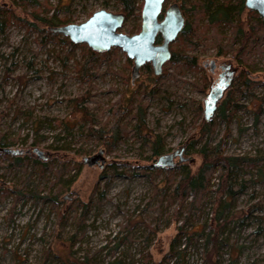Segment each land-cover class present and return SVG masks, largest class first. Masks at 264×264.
I'll use <instances>...</instances> for the list:
<instances>
[{
  "label": "rangeland",
  "instance_id": "obj_1",
  "mask_svg": "<svg viewBox=\"0 0 264 264\" xmlns=\"http://www.w3.org/2000/svg\"><path fill=\"white\" fill-rule=\"evenodd\" d=\"M142 1H135L140 10ZM173 3L192 27L188 39L177 37L170 50L193 63L168 60L159 75L145 63L132 81V60L127 63L119 48L90 59L87 45L70 46L41 21L79 24L101 9L120 13L121 1L0 0L6 19L0 33V133L12 141L7 148L23 151L0 154V264H151L166 256L170 241L179 255L165 264H264V28L257 30L263 34L260 44L246 52V68L253 72L245 76L235 52L212 41L216 28L225 44L233 27L219 22L213 29L207 13L192 9L200 6L195 0H165L161 12ZM246 12H239L244 29ZM136 14L134 9L118 31L138 32ZM247 41L238 39L234 47ZM210 61L214 72L204 67ZM226 62L238 66L237 72L205 120L210 134L202 135L203 100ZM139 106L144 134L161 137V154L189 142L183 156L194 162L181 163L192 172L202 148L247 159L229 193L215 165L203 193L180 205L162 196L165 182L179 177L180 163L176 158L174 168L153 167L158 156L152 155L149 138L144 141L132 129ZM117 124L123 127L117 139L90 134ZM100 150L103 164L83 162ZM224 220L221 231L213 232L211 225ZM215 234L209 262L203 244L210 236L208 249L214 246Z\"/></svg>",
  "mask_w": 264,
  "mask_h": 264
},
{
  "label": "trees",
  "instance_id": "obj_2",
  "mask_svg": "<svg viewBox=\"0 0 264 264\" xmlns=\"http://www.w3.org/2000/svg\"><path fill=\"white\" fill-rule=\"evenodd\" d=\"M122 2V8L121 13L125 14V18L129 17V15L132 13L134 9L137 10V13H140V6L135 5L136 0H119ZM196 8H192L196 12L201 13H207L209 24L212 26V28H215V25L219 22L227 23L228 25H231L233 27L234 34L230 38L228 42L225 44H222L219 39L221 35L217 33L216 28L214 29V33L212 34V41L213 44L218 47V49H222L223 51L227 50H233L235 52L234 57L237 59V62L239 63V66L244 65L243 75L246 76L249 73L253 72L250 69H247L248 62L246 61V52L253 48V50L256 49V47L260 44L261 39L263 37L262 33H257V30H261V28H264V21L261 19V17L258 15L257 12L253 10H247V16H249V26L247 29H244L242 27V22L239 19V12H242L244 7V0H234V4H232L231 0H195ZM182 11V7H180ZM183 13V11H182ZM163 12H161L160 15H162ZM236 14L238 18L234 20L233 15ZM139 14H136V17ZM184 15V14H183ZM140 16V15H139ZM138 16V17H139ZM5 17L2 13V10L0 9V33L3 32L4 25H5ZM42 23L47 27L49 30L51 27L66 25L69 22L68 21H61V22H54L53 18H41ZM236 22V23H235ZM190 27L192 25L188 22V20L185 19V24L182 28V31L178 35V39L180 41H186L188 39L187 34L190 31ZM135 30H139V25L137 24L135 26ZM53 35H57L58 33H53ZM193 35H196L194 33ZM247 38V42H243L241 47H234V43L240 39ZM161 40L160 36L158 35L156 37V42L159 43ZM190 41V40H189ZM68 44L72 46V42L67 40ZM89 58L91 59L93 56L96 55V52L89 51ZM106 53L101 54V56L105 55ZM182 59H188L189 62L193 63L192 59H190L189 56L186 54L180 53L178 51L171 52V61L176 60H182ZM126 62L130 63V60L126 58ZM91 63V62H90ZM238 67V66H237ZM236 67V68H237ZM147 69L150 70V66L148 64ZM247 78V77H246ZM142 106H139L134 114H132V117L135 118V124L132 127L135 134L139 137H141L144 141L150 140L151 142V151L153 156H159L162 152V145H161V137L159 135H152L151 137L146 133V125L144 122V113L142 112ZM130 109V108H129ZM128 111V109H126ZM122 114L126 113L125 111L121 112ZM84 118L87 119V115L84 112ZM88 120V119H87ZM202 125L200 127L201 134H207V136L210 134V129H206L208 127L206 121L202 120ZM118 126V127H117ZM117 126H113V128H110L108 131H102V130H91V135L97 139H110L114 140L117 139L120 135V132L123 131V127H120L118 124ZM12 141H7L5 139V136L3 133H0V154L2 156H5L6 153L1 151L2 148H7L11 145ZM189 142L186 143V148ZM199 153L201 154V162L199 166L194 170L191 171L190 167L186 163H180V172L179 177L176 178L175 176H172L169 180L165 182V185L162 187V196L163 192L165 195H168L169 202H176L179 205L182 204L186 199L192 195H196L199 193H203L208 181L210 180V173L214 166H219L221 170V179L225 181V189L228 187L227 193H229L231 182L233 181V177L235 176V173L238 169H240L241 166L245 165V162L247 159H243L239 156H226L221 154L217 148H211V149H205L202 148L199 150ZM17 161H20V159L17 158ZM42 166L44 163L39 162ZM176 167V166H175ZM60 171H55L56 177L59 180ZM64 180H59L57 184L59 186V189H62L63 187L61 185H64ZM173 185V187L171 186ZM220 186H222L220 184ZM38 197V195H36ZM54 199V197H53ZM222 213V210L217 211V213L214 214L215 221H218L220 219V215ZM225 224V220L222 221L220 224H213L211 225L212 231H216L217 233L221 231V227ZM178 230H181V226L178 228ZM198 232H194L193 239L195 240L197 238L196 234ZM214 234V233H213ZM176 234L175 236H177ZM216 235V234H215ZM214 236V235H213ZM218 235L215 236L214 241L215 244L211 245V247L208 249V243H212V239L210 236H207L204 240V253H205V259L210 262V253L216 248V239ZM173 239V238H172ZM171 239V240H172ZM173 245L170 243L168 244L166 256H162L159 260H152L151 264H165L166 259H168L170 256H172L174 253L178 254V252L173 251ZM179 255V254H178Z\"/></svg>",
  "mask_w": 264,
  "mask_h": 264
},
{
  "label": "water",
  "instance_id": "obj_3",
  "mask_svg": "<svg viewBox=\"0 0 264 264\" xmlns=\"http://www.w3.org/2000/svg\"><path fill=\"white\" fill-rule=\"evenodd\" d=\"M165 0H143L140 10L139 31L127 35L118 31L125 21L124 13H112L104 9L93 12L84 22L79 24H66L51 27L49 31L61 34L74 44H85L92 51L102 53L112 47L122 50L128 59L132 60L131 80L133 81L139 75V69L149 63L152 72L159 75L164 63L171 58L170 44L178 37L185 24V17L176 4H170L165 8L160 17L163 3ZM244 7L247 10H253L258 13L264 21V0H244ZM160 36L159 43L156 37ZM209 69L215 70V62L210 61ZM228 63L225 69H229ZM233 71L228 73L221 72L213 86L209 88L208 93L203 100V119L209 120L217 109V103L222 98L224 92L229 88L233 80ZM185 145L180 146L174 151L161 154L152 164L155 168H174L177 163L194 160H188L183 156ZM1 151L11 155H20L23 151L2 148ZM42 159V152L33 149ZM28 152V151H27ZM100 150L97 155L83 158V162L91 166L98 160L103 164V157ZM178 162H175V159ZM102 166V165H101Z\"/></svg>",
  "mask_w": 264,
  "mask_h": 264
},
{
  "label": "flooded vegetation",
  "instance_id": "obj_4",
  "mask_svg": "<svg viewBox=\"0 0 264 264\" xmlns=\"http://www.w3.org/2000/svg\"><path fill=\"white\" fill-rule=\"evenodd\" d=\"M164 12V11H163ZM228 63H230V62H228ZM227 62L226 63H223L222 65H220V66H218L219 67V73H218V75L221 73V72H224V73H228L230 70H232L233 71V75L235 76V73L237 72V68L235 67V66H233L231 63V67L229 68V69H225V66L228 64ZM207 66H209V65H204V67H207ZM215 69H216V66H215ZM210 70V69H209ZM215 71V70H214ZM213 71V72H214ZM211 72V71H210ZM233 76V77H234ZM218 77V76H217ZM185 146H186V144H185ZM186 152V147H185V150H184V152H183V154Z\"/></svg>",
  "mask_w": 264,
  "mask_h": 264
}]
</instances>
